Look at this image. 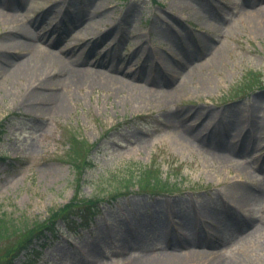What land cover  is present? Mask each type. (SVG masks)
I'll list each match as a JSON object with an SVG mask.
<instances>
[{"label":"rangeland","instance_id":"1","mask_svg":"<svg viewBox=\"0 0 264 264\" xmlns=\"http://www.w3.org/2000/svg\"><path fill=\"white\" fill-rule=\"evenodd\" d=\"M58 1L0 0V33L25 23L43 49L75 29L78 66L100 72L92 85L56 81L69 99L57 110L48 94L30 99L28 79L4 81L0 61V218L19 229L0 238V264H264V0ZM73 135L89 143L81 178ZM153 164L180 190L104 202L86 227L59 217L62 231L24 254V222ZM191 246L201 252L182 254Z\"/></svg>","mask_w":264,"mask_h":264},{"label":"bare ground","instance_id":"2","mask_svg":"<svg viewBox=\"0 0 264 264\" xmlns=\"http://www.w3.org/2000/svg\"><path fill=\"white\" fill-rule=\"evenodd\" d=\"M58 2V0H55V2L49 6L50 11L55 10ZM102 6L103 5H100L98 8H103ZM98 8L94 10V13H99ZM78 18L79 17L72 14L68 16V19L72 21L77 20L73 23V25L82 19ZM71 28L72 27H70L69 30H71ZM74 31L75 29H73L68 36L66 35V37L61 34L58 35V42L52 43V45H59L58 50L51 49L52 45H50L49 48L40 49V47H35L31 44V40L33 38L43 37V35L38 33L36 30L31 29L25 23L17 22L14 26L0 33V61L3 66H8L4 72H7L4 81H12L20 78L28 79L31 86L35 87L30 91V99L36 97L39 99L42 94H48V97L45 99L46 105H50L51 108H55L57 110L66 109L69 104V99L64 95L61 89L58 90L57 88L54 90L53 84L61 82L66 86H83L84 84L92 85L98 79L96 75L100 73L83 68L81 69V67L78 66L82 62V58L80 57L81 51H75L77 45L76 41H74V38L76 37ZM18 35L22 36L24 40L17 41L15 37ZM21 43L24 44L26 51L21 53L20 58L18 57L16 60L14 55L11 57L9 50L19 48ZM66 54L76 55V57L73 60H69L65 58ZM55 77L58 78L55 80ZM119 80L125 84L124 80ZM144 81H146V79H144ZM172 86L173 85L164 86V89L160 91L157 90L159 97L162 98L173 93L172 90H169ZM45 90H49V92L46 93ZM249 128H251V126ZM198 252L201 251H195V249L191 246L186 247V250H184L182 254L192 256L194 253ZM197 256H203V254H198ZM220 263L238 264L233 259H225Z\"/></svg>","mask_w":264,"mask_h":264},{"label":"trees","instance_id":"3","mask_svg":"<svg viewBox=\"0 0 264 264\" xmlns=\"http://www.w3.org/2000/svg\"><path fill=\"white\" fill-rule=\"evenodd\" d=\"M139 117V116H138ZM6 122L0 121V137L5 133ZM83 141L84 148L88 149L89 143L78 135H73L69 141V161L76 168L78 177L81 178L83 174L82 162L89 163L90 158L83 154L80 150V142ZM89 150V149H88ZM84 156V161H82L78 156ZM131 172L127 174L123 179L120 180L121 185L117 186L114 191H111L107 196L91 195L88 197H80L75 195L72 200L66 203L61 209L53 210L50 214V218L43 220L41 222H24L25 229L28 230L29 235L25 238L28 244L38 243L41 241H47L48 239H54L55 236L63 229L62 226L58 225L57 222L59 217L64 219L66 225H72L78 222L81 227H86L92 223L96 216L101 211V206L104 202H115L120 197L128 195L132 192H140L148 194L151 196H159L170 193H175L180 189H177L176 185L179 182L172 181L170 177L163 176V172L159 166L145 165L141 166L138 170L132 169ZM80 181L81 179L78 178ZM66 212L70 213L65 215ZM14 220H10L4 216L0 218V238L11 234L13 230H19L16 227ZM79 227V226H78ZM50 233L51 235H49ZM21 245V243H20ZM34 245V244H33ZM23 246L20 250H22ZM35 246H32L29 251L33 250ZM29 249L26 246L24 249ZM27 249V251H28ZM11 264H15L16 257H13Z\"/></svg>","mask_w":264,"mask_h":264}]
</instances>
